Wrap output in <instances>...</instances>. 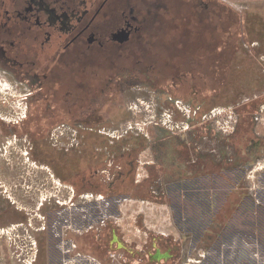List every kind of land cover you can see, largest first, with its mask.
Returning a JSON list of instances; mask_svg holds the SVG:
<instances>
[{
  "label": "flooded vegetation",
  "instance_id": "1",
  "mask_svg": "<svg viewBox=\"0 0 264 264\" xmlns=\"http://www.w3.org/2000/svg\"><path fill=\"white\" fill-rule=\"evenodd\" d=\"M184 1L188 2L0 0V71L30 90L26 108L33 107L21 116L0 112V258L181 264L179 258L197 256L199 242L209 247L208 264L222 260L212 256L217 246L238 248L234 259L242 260L248 252L253 258H263V108L253 102L237 106L233 112L238 116L227 125L229 129L219 127L209 116L222 108L232 81L231 68L225 82L218 75L231 53L223 52L227 56L214 61L196 57V73L169 64L175 55L172 51L170 58L165 56L172 69L163 71L157 66V52L150 47L153 42L164 45L168 38L152 40L149 21L157 25L154 19H170V10ZM191 1L206 15L203 27H213L217 9L224 7L215 0ZM215 33L208 36L212 44ZM128 44L130 52H122ZM216 82L224 83L213 87V93L204 92ZM134 85L141 88L151 107L166 97L180 112L184 108L181 97L191 106V117H203L207 123L187 129L178 124L172 136H164L168 132L149 136L143 144H104L96 122L109 114L101 103L119 98L125 102L126 86ZM189 85L191 93L186 95ZM148 92L158 94L150 99ZM161 109L157 108V115ZM113 156L117 157L111 163ZM106 171L112 180L103 183ZM218 182L224 184L220 193ZM147 188L155 198L146 197ZM104 197L114 199L120 219L113 216L102 221L103 217L99 224L91 221L86 199L98 204ZM146 198L153 206L151 212L165 202L156 208L158 213H167L175 228L182 224L179 228L196 233L187 231L186 241L183 235L177 241L165 231L145 232L137 225L146 219L142 216L135 224L123 221L132 212L138 213L135 208L131 211L132 203L129 212H124L123 205L146 203ZM188 204L194 208L192 214ZM128 227L141 228V233L133 238ZM198 232L204 241L195 236ZM45 242L49 254L40 255ZM228 248L223 260L234 264Z\"/></svg>",
  "mask_w": 264,
  "mask_h": 264
},
{
  "label": "rangeland",
  "instance_id": "2",
  "mask_svg": "<svg viewBox=\"0 0 264 264\" xmlns=\"http://www.w3.org/2000/svg\"><path fill=\"white\" fill-rule=\"evenodd\" d=\"M187 1L188 2L184 1L181 4L176 5L170 10V19H154V21L158 20V26L156 23L153 24L152 21H149L148 34L152 40H156L158 38H164L166 40V37L168 38V42L164 45H156L153 41L152 45H150L152 50L157 52L158 68L163 69V71H169L172 69V67H169L166 64V57L170 58L171 55L169 54H171L172 51H175V55L172 56L169 64L176 63V66L181 71L191 70L194 72L193 70H195L196 73L199 70V60L196 57L206 56L207 60L214 61L219 58H225L227 55H224L223 52L226 54L231 53V60L229 59V61H225H228V65L224 66L223 73L218 75H221V78H224L225 82L226 77H228L230 72L227 69L231 68L233 71H231L232 81L227 88L228 92L226 93L225 99H222V108L217 107L216 112L213 113L212 116H209L210 121L215 119L218 124L220 123L219 127L232 125L231 121H235L238 116L233 112L235 107H240L245 103L249 104L250 102H253V104L255 103L254 106L261 105L260 108H263L262 113L264 116V0H215L216 4H220L224 8L217 9V11H219V15L216 16V22L213 27L210 28L203 27L202 23L206 15L199 11V5H196L193 1ZM228 12H230L229 16L227 15ZM222 20H226V23H223ZM205 29L207 31H205ZM197 31L199 33L198 35H196ZM212 31L217 32L215 33L216 38L213 40V44L212 42H209L208 39V36L212 33ZM220 31H224V33H220ZM130 48L129 44L125 45L122 52H130ZM229 64L231 65L229 66ZM0 73L2 74V76L0 75V112L5 113L8 111L10 113H14L16 116H21L26 109H33V107L26 108V104L28 105L27 102H29V94L27 93H29L30 90L23 85L19 86L9 73H5L3 71H0ZM223 83L216 82L215 85L211 84L212 86H210L208 91L204 89V92L213 93L214 89L216 87H221ZM191 88V85H189V87L185 86L184 94L190 95ZM126 89L128 93L126 92L127 96L125 95V102L123 101L124 99L119 98L117 101L112 103H101L104 107L103 110L108 111L106 115L109 114L99 122H96L98 123L97 131L100 130L102 132L98 134H103L102 138L104 144H109L110 146L126 143L143 144L147 143L149 136L151 138H154L155 136L158 137V134L164 132L169 133V135L164 136H172V134L176 133L174 127L178 124L183 129H187L193 124L196 126H203L207 120L203 117H199V119L192 118L190 113H188V111L191 110V106H189L188 103L181 97L180 99L184 101V108H182V111L179 112L175 107H171L172 104L168 103L169 98L162 97L156 101V104H153L154 107H151L148 99H144L143 95L139 92L141 88L134 85L133 87L126 86ZM157 94L158 93L148 92L147 97L154 99V96ZM129 96H131L132 99L128 101ZM161 106L163 107L162 109ZM157 108L161 109L158 115L156 113ZM133 127L134 129H132ZM137 127L142 128L139 129ZM226 129H229V127ZM175 136L176 134L173 135V137ZM116 157L117 156L109 157L110 162L112 163V159ZM103 168H106V166H103ZM102 174L103 183L112 180V175L109 171L103 172ZM223 187L224 184L222 182H218L216 187L217 192H222ZM139 190H142V188ZM148 191L149 196L146 197H156V195L154 196L153 191L150 189H148ZM219 196L218 198L221 197ZM126 199L123 200L124 203ZM147 199L148 198H146V203L144 201L130 202L128 205L125 203L124 205L126 206L124 207L123 205L122 207L124 212H129L127 209L132 203L133 208H131V211H135L133 210L135 208L138 213L132 212L131 217L126 216L123 221L126 223H134L137 222V218L141 219L142 216V218L144 217L146 219H143L137 225L143 227L145 232L165 231L167 234H172L177 241L182 239V235L186 236V238L184 237V241H186L187 231L192 235L196 233L187 229L179 228L182 224L175 228L173 225L174 220L170 221L171 219L170 217L168 218L167 213L160 215L156 208L160 205H165V202H163L164 204H160L156 208H153L152 213L150 208L153 206L147 204ZM161 199L163 198L159 197V200ZM86 200L87 212H89V215L92 216L91 221L99 222L100 224V218L104 217L102 221H106V219H111L113 216L115 218L118 217L119 212L116 211L114 199L111 197H104L98 201V204L94 201L95 199L90 198ZM162 201H164V199ZM98 207L100 208V211ZM97 208L98 213H100L98 221L94 218V213L97 212ZM193 209V206L188 204V211L190 214H192ZM139 210L142 211L140 214ZM120 215L119 216L121 218H124L123 214ZM139 229L141 230V228ZM139 229L128 227L127 233L131 237L137 238V236L141 233ZM135 231L137 232L135 233ZM202 234V232H198L195 236H198L200 241H204ZM47 237L50 241V237ZM127 238L130 239L128 236ZM188 241H190V239ZM47 247H49V244L45 242V245L40 247V255L49 254V249H47ZM218 247L220 246H217V252L212 256H215L217 260L218 258H222V260H218L216 264H221V261L224 263L227 262L223 260V258H226L228 247ZM251 248L253 252L254 244H252ZM230 249L231 258H237L239 249L236 247H230ZM204 250H206V252H204ZM208 250L209 247L207 244L204 246L199 242L197 247L198 254L196 257H193V255L190 256L186 251V255H189V258H179L177 262L182 259L183 262H181V264H196L195 260L199 259L202 260L199 264H208L205 263L207 261L210 262V258H208L209 253H207ZM262 252L264 258V246L262 248ZM242 258H253V256L251 252H248V256L242 255ZM66 259L0 258V264H96L91 260H84L85 258Z\"/></svg>",
  "mask_w": 264,
  "mask_h": 264
},
{
  "label": "crops",
  "instance_id": "3",
  "mask_svg": "<svg viewBox=\"0 0 264 264\" xmlns=\"http://www.w3.org/2000/svg\"><path fill=\"white\" fill-rule=\"evenodd\" d=\"M147 204H149V203H147ZM230 261H231V263H234V264H252V262L254 264H264V258H244L242 260L233 258V259H230ZM210 262H211V260H210ZM205 263H209V262L207 261ZM221 264H224V262L221 261Z\"/></svg>",
  "mask_w": 264,
  "mask_h": 264
},
{
  "label": "built area",
  "instance_id": "4",
  "mask_svg": "<svg viewBox=\"0 0 264 264\" xmlns=\"http://www.w3.org/2000/svg\"><path fill=\"white\" fill-rule=\"evenodd\" d=\"M195 262H196V264H199V263L202 262V260H199V259L197 260V259H196Z\"/></svg>",
  "mask_w": 264,
  "mask_h": 264
},
{
  "label": "bare ground",
  "instance_id": "5",
  "mask_svg": "<svg viewBox=\"0 0 264 264\" xmlns=\"http://www.w3.org/2000/svg\"><path fill=\"white\" fill-rule=\"evenodd\" d=\"M181 29V28H180ZM180 31V30H179ZM162 39H164V38H162ZM166 40H167V37H166Z\"/></svg>",
  "mask_w": 264,
  "mask_h": 264
},
{
  "label": "trees",
  "instance_id": "6",
  "mask_svg": "<svg viewBox=\"0 0 264 264\" xmlns=\"http://www.w3.org/2000/svg\"><path fill=\"white\" fill-rule=\"evenodd\" d=\"M233 72V71H232Z\"/></svg>",
  "mask_w": 264,
  "mask_h": 264
}]
</instances>
